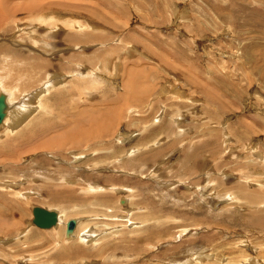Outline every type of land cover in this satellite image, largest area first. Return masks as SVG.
<instances>
[{
    "label": "rangeland",
    "instance_id": "374dc122",
    "mask_svg": "<svg viewBox=\"0 0 264 264\" xmlns=\"http://www.w3.org/2000/svg\"><path fill=\"white\" fill-rule=\"evenodd\" d=\"M0 94V264H264V0H0Z\"/></svg>",
    "mask_w": 264,
    "mask_h": 264
},
{
    "label": "bare ground",
    "instance_id": "6f19581e",
    "mask_svg": "<svg viewBox=\"0 0 264 264\" xmlns=\"http://www.w3.org/2000/svg\"><path fill=\"white\" fill-rule=\"evenodd\" d=\"M117 65V64H116ZM118 66V65H117ZM109 68V67H108ZM104 69H105V67H104ZM103 69V70H104ZM119 69V68H118ZM121 69V68H120ZM101 70V69H100ZM102 70V71H103ZM95 75V74H94ZM101 75V74H100ZM113 76V75H112ZM141 78V77H140ZM104 79V78H103ZM102 79V80H103ZM142 80V79H141ZM140 80V81H141ZM140 83V82H139ZM134 86V85H133ZM140 89V88H139ZM161 90H163V89H161ZM38 93H40L39 91H37ZM42 92V91H41ZM145 92V91H144ZM141 93H143V92H141ZM41 94V93H40ZM134 94V93H133ZM1 95V94H0ZM6 96V95H5ZM4 97V96H3ZM2 97V98H3ZM1 99V98H0ZM4 100V99H3ZM1 102H0V126L2 125L3 126V124H5L6 122H7V120H8V117H9V114H12L10 111H8L7 110V108H6V106H8L10 103H11V100L10 99H8V97H6V102H3L2 100H0ZM31 102V100H29V101H27L26 103H30ZM11 105V104H10ZM28 105V104H27ZM27 105H25V106H27ZM30 106V105H29ZM23 108V107H22ZM23 109H25V107L23 108ZM30 110V109H29ZM18 111H21V110H18ZM26 111H28V110H26ZM23 113H25L26 114V112H22V114H20L19 115V113H18V116H14L15 117V119L17 118V120L16 121H14V122H18L19 120V118H20V116H23L24 114ZM17 114V113H16ZM11 116V115H10ZM23 118H25V116L23 117ZM9 119H13V118H10L9 117ZM22 120V119H21ZM8 121H12V120H8ZM24 121V120H23ZM8 124V123H7ZM12 124H13V121H12V123H11V126H12ZM15 124V123H14ZM13 124V125H14ZM1 126V127H2ZM77 138H79L78 136H77ZM14 185V184H13ZM7 186V185H6ZM49 211V210H48ZM53 212V211H52ZM54 214H55V221L53 222V224H51L49 227H54V229H58V228H60L61 226H62V222H63V215L62 214H60L59 216H58V213H56V212H53ZM73 221H74V228L72 229V230H69V231H67V236H74V234L72 233L73 231H74V229H75V227H76V222H77V219H72ZM80 227H81V225H80V223L78 224ZM47 228V227H46ZM83 228V227H82ZM50 229V228H49ZM84 229V231H83V233H82V235L81 236H86V238H88V237H92V236H94L95 235V232H96V229L94 230V227L93 226H86L85 228H83ZM97 233V232H96ZM84 239V238H83Z\"/></svg>",
    "mask_w": 264,
    "mask_h": 264
},
{
    "label": "water",
    "instance_id": "95a60500",
    "mask_svg": "<svg viewBox=\"0 0 264 264\" xmlns=\"http://www.w3.org/2000/svg\"><path fill=\"white\" fill-rule=\"evenodd\" d=\"M33 223L38 227H49L55 221V214L42 207H35L33 209ZM74 228V221L68 220L66 223V231Z\"/></svg>",
    "mask_w": 264,
    "mask_h": 264
},
{
    "label": "crops",
    "instance_id": "0c3cea01",
    "mask_svg": "<svg viewBox=\"0 0 264 264\" xmlns=\"http://www.w3.org/2000/svg\"><path fill=\"white\" fill-rule=\"evenodd\" d=\"M183 92V91H182ZM183 94V93H182Z\"/></svg>",
    "mask_w": 264,
    "mask_h": 264
}]
</instances>
